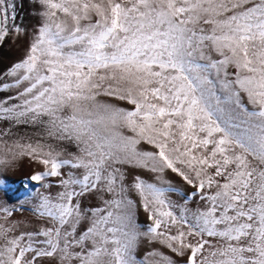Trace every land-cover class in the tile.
<instances>
[{"label":"snow or ice","instance_id":"obj_1","mask_svg":"<svg viewBox=\"0 0 264 264\" xmlns=\"http://www.w3.org/2000/svg\"><path fill=\"white\" fill-rule=\"evenodd\" d=\"M30 2L31 33L0 0V45L28 37L0 71V121L77 151L0 130V167L28 155L46 169L25 182L46 190L40 227L18 231L0 203V264H264V0ZM143 241L160 247L141 256Z\"/></svg>","mask_w":264,"mask_h":264},{"label":"rangeland","instance_id":"obj_2","mask_svg":"<svg viewBox=\"0 0 264 264\" xmlns=\"http://www.w3.org/2000/svg\"><path fill=\"white\" fill-rule=\"evenodd\" d=\"M17 3L21 6L18 8L19 23L23 24L29 33H31L35 26L40 22L39 16L37 15L39 6L34 5L30 0H17ZM28 37L22 39H8L3 45H0V71L6 70L12 63L23 58L25 50L27 48ZM119 103V102H118ZM122 107H131L130 105L120 103ZM11 128V136L4 137L5 142L8 145H12L14 142L22 144L31 143L36 145L40 143L45 145V151L47 146H51L54 151H59L64 154L63 158H67L68 154L75 153L77 151L75 144L70 141H58L54 138L47 136L46 128L37 124H18L11 125L7 121H0V130ZM5 153L0 151V157H3ZM45 166L39 162L38 159L30 157L28 155L17 156V158L9 165L0 167V180L6 182V190L0 188V203L6 204L10 207H14L16 211L10 218L13 223H16L18 231H31L41 226L40 218L31 210L33 205L36 203V197L38 193H43L46 190L41 188L38 183L32 182L26 184L25 182L29 178L38 172L45 171ZM67 169H65L66 171ZM168 179H170L175 186L180 187L184 192H192L190 186L186 185L179 176L174 173H168ZM57 177H49L47 182L51 183L53 187L48 190L53 194L59 189L55 187ZM33 188L37 189V192H33ZM31 193V195H29ZM135 198V197H134ZM179 201V197L173 195L172 197ZM22 202V203H21ZM182 202V201H181ZM98 200L93 197H89L84 200L86 205H95ZM196 201H193L190 206H195ZM138 223L142 226H146L150 223L148 219V213L142 208L137 210ZM153 247H160L159 245H153L148 241H143L139 249V255H143L146 251ZM168 252L167 249H162ZM169 255H172L169 253ZM178 264H183L185 258L174 257ZM45 264H54L53 261H45Z\"/></svg>","mask_w":264,"mask_h":264}]
</instances>
